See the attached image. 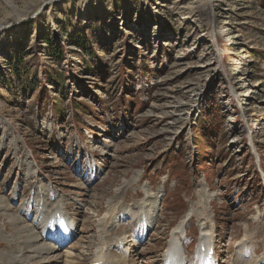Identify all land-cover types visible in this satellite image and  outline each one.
Listing matches in <instances>:
<instances>
[{
    "label": "rangeland",
    "instance_id": "rangeland-1",
    "mask_svg": "<svg viewBox=\"0 0 264 264\" xmlns=\"http://www.w3.org/2000/svg\"><path fill=\"white\" fill-rule=\"evenodd\" d=\"M153 200L126 233L121 210ZM56 202L71 240L35 258L28 227L49 234ZM194 207L218 264H250L246 235L264 264V0H0V264H63L71 244L91 264L123 234L117 264H161Z\"/></svg>",
    "mask_w": 264,
    "mask_h": 264
},
{
    "label": "bare ground",
    "instance_id": "bare-ground-1",
    "mask_svg": "<svg viewBox=\"0 0 264 264\" xmlns=\"http://www.w3.org/2000/svg\"><path fill=\"white\" fill-rule=\"evenodd\" d=\"M25 173L27 174L28 172L25 171ZM142 191L144 193L143 197H146V198L151 197L147 190L143 189ZM153 198H156V196H152V199ZM154 200H156V199H154ZM154 200L152 201L151 205L149 204L150 208H148V211L142 212V208L140 207L139 211H138L139 214L137 216L132 214L131 209L121 210V212L119 213L118 219L122 220V221L128 220V222H129V229H128V232H126V233L133 231L139 225L144 224L146 227H149L153 224L154 218L152 216V213L155 211L153 204L156 202ZM56 203H57V205L55 204L56 206H54L52 209L55 211L53 213H51L52 217L48 221L49 226H50V230H51L49 234H47V232L45 234V232L42 231L41 232L42 235H39V234L36 235V232L33 230L34 228L32 227L34 225L32 224V226L28 227V231L32 232L34 242L37 243L35 245H38L37 248H35V249L32 248L33 249L32 252L37 254L35 256V258L36 257L40 258L42 255L50 257V254L58 251V248H61V247L63 248L71 240V235H70L66 226H68L71 230H74L75 226H74V224H72V222L70 220H68V221L66 220V218H65L66 216L64 217L65 208L62 207L63 204L58 203V202H56ZM142 204H143V202H142ZM205 211H206V208H205ZM54 215L60 217V219L59 220L54 219L53 218ZM39 216H41V215H39ZM193 217L198 218V222L200 223L199 226L201 227L200 233H199V241H198V242H200L199 247L211 246L213 249H215V247H214L215 243L213 241V235H214L213 234V227L210 225V221H209L210 218L208 217L207 214L204 215V210L200 211L198 208H195L194 210L191 209V210H189L188 214L180 220V222L178 223V226L173 229L169 238L167 239L164 252L161 255V259H160L161 264H163V263H165V264H182L184 261L187 263L189 258L186 255L185 250L183 249L182 245H183V241L187 235L186 234V225H187L188 221L190 219H192ZM59 222L65 223L66 226H64L65 227L64 230L60 229V223ZM101 227L103 230L102 225H101ZM106 231H107V229H106ZM105 234H107V233H105ZM180 234H183V235H180ZM56 235H58V237ZM100 236H102V235L100 234ZM62 237H64L65 239H62ZM248 237L249 236H247V235L245 236L244 240L247 243H243L244 245L242 247L240 245V247L236 250V253L237 252L239 253L240 250L247 249V250H249L250 255L254 254L252 249L249 248L250 239ZM59 238H61V239H59ZM109 241L110 240L106 241V245L98 247L99 248L98 250H96L97 246L95 244V246H96L95 250L91 252V257L93 259L91 264H95V263H98V264H104V263L105 264H114V263H116L117 264V262H119V261H117V259L114 257H109L108 253H106L107 250L111 247L110 246L111 244H114L116 247L115 248L116 251L119 254H121L120 255L122 257L121 261H126L128 258L131 257V255L129 256V254H128L129 252L126 249L128 241H127V237L124 234H123V237H122V235L119 237L115 236L112 238V241L110 243H109ZM39 242H41L42 244L39 245ZM103 242H105V240H103ZM76 245H77V243H76ZM64 249L65 250H63V252L60 253V255L57 254V256H56V254H55L57 259L54 260V262H57L58 258L63 257V260H62L63 264H75L76 262H75V258L73 257L74 253H73L72 244L69 247H66ZM250 255H249L248 259L247 258L246 259L244 258V259L248 260V262H250V264L255 263V262H256L255 264H259L258 261H260L261 258H257L255 255H253V256H250ZM262 256L264 258V252H263ZM17 264H19V263H17ZM124 264H125V262H124ZM199 264H213V261L212 262H205L204 260H201ZM232 264H239V261L237 259H234Z\"/></svg>",
    "mask_w": 264,
    "mask_h": 264
},
{
    "label": "trees",
    "instance_id": "trees-1",
    "mask_svg": "<svg viewBox=\"0 0 264 264\" xmlns=\"http://www.w3.org/2000/svg\"><path fill=\"white\" fill-rule=\"evenodd\" d=\"M48 49L55 55L56 64H60L63 61L62 60L63 59V52L59 48H53L52 46H49ZM17 83H18V81H17ZM53 83L56 84L54 81H53ZM6 85H9L10 89H13L11 82H7Z\"/></svg>",
    "mask_w": 264,
    "mask_h": 264
}]
</instances>
